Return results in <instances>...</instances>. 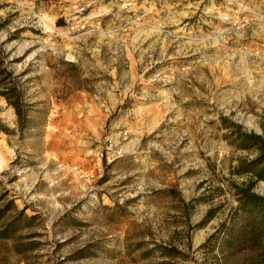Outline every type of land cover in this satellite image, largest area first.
Instances as JSON below:
<instances>
[{
    "label": "rangeland",
    "instance_id": "374dc122",
    "mask_svg": "<svg viewBox=\"0 0 264 264\" xmlns=\"http://www.w3.org/2000/svg\"><path fill=\"white\" fill-rule=\"evenodd\" d=\"M1 72L0 264H264V0H0Z\"/></svg>",
    "mask_w": 264,
    "mask_h": 264
},
{
    "label": "trees",
    "instance_id": "16d2710c",
    "mask_svg": "<svg viewBox=\"0 0 264 264\" xmlns=\"http://www.w3.org/2000/svg\"><path fill=\"white\" fill-rule=\"evenodd\" d=\"M3 75V72H1L0 76ZM7 79L8 78L5 75V77L0 80V85L4 84ZM15 93V89H10L7 91H2L0 94L1 96L5 97L11 105L14 106L19 119L23 121L25 116L21 99L17 97L16 100H11L15 97ZM236 136H238L237 141L243 149H256L258 151V155L255 159L241 164L240 172L243 174H250L256 181H264V137L256 134H236ZM254 179H251L250 183L246 184L245 187L237 186L235 189L238 196L241 218L243 217L240 219L239 225H243L248 237L254 241H259L261 239L264 240V197L255 194L252 191ZM5 220L6 212L5 210H0V239L2 240H8L15 237L16 233L19 231L15 228L16 221L7 224ZM23 220L25 221V225H27V222L31 221L32 219L29 220L24 216L21 221ZM236 225L237 224L235 221L231 226L224 224L222 226V230L218 232V234L223 233L225 235L226 241H232V243H235L234 241L237 236L242 233V230L238 231L236 229ZM214 237L215 236L212 238L214 239Z\"/></svg>",
    "mask_w": 264,
    "mask_h": 264
}]
</instances>
